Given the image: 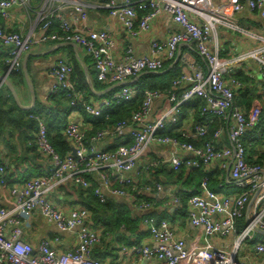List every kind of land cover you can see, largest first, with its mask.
Returning a JSON list of instances; mask_svg holds the SVG:
<instances>
[{
    "label": "built area",
    "instance_id": "1",
    "mask_svg": "<svg viewBox=\"0 0 264 264\" xmlns=\"http://www.w3.org/2000/svg\"><path fill=\"white\" fill-rule=\"evenodd\" d=\"M99 6L119 23L132 37L149 30L160 14H168L180 30L163 40H152L147 54L136 55L127 45L119 58L113 54V38L106 29H91L85 25L87 9ZM23 11L29 26L26 30L11 31L0 26V61L6 77L22 68L23 56L33 47L48 43L73 44L81 48L92 61L95 79L106 86L118 85L106 98L86 100L84 92L73 81L74 65L59 58L50 69L52 84L45 101L63 92L72 109L81 110L90 117H98L114 104L130 101L139 91L130 84L142 72H162L167 63L175 61L181 46L193 48L203 66L183 61L180 74L169 88L146 89L141 105L127 119L96 129L93 124L68 122L62 133L70 145L60 154L50 142L46 114L31 113L37 121L34 143L49 161L46 172L30 176L23 183L14 182L9 192L14 198L11 207L0 206V264H138L145 260L155 264H248L238 255L242 241L250 232L264 231V164L250 161L245 136L256 128L263 106L254 103L243 110L235 101V89L241 82L234 77V69L241 62L252 59L264 69V0H226L216 6L212 0H101L95 4L87 0H0V18L7 22L14 17L13 10ZM247 9L262 21L261 33L250 34L262 47L230 58L221 57L217 26L224 25L240 32L232 22V15ZM12 11V12H11ZM70 11V15L66 13ZM140 14V16H139ZM169 67V66H168ZM198 98L201 101L198 121L193 129L179 126L180 134L166 135L160 131L166 126H178L184 103ZM163 103L154 115L155 102ZM221 125L208 138L210 123ZM226 127V128H225ZM225 130L228 144L219 146L217 139ZM130 138L113 149L99 147L101 143L115 144L116 138ZM257 153L264 152V126L258 134ZM255 138H253L254 140ZM152 146H169L168 160L147 158ZM256 147V148H255ZM75 149V154L72 153ZM256 155L252 156V160ZM218 163L227 170L226 181L241 187L239 192L221 193L207 186L209 175L201 178L203 193L190 194L186 199L188 222L203 228L206 237L228 236L226 243L206 239L201 244H186L170 220L164 216L146 215L144 227L151 242L138 240L119 243L113 256L100 258L92 255L100 246L102 227L89 224L90 211L84 206H61L50 193L60 183L72 181L83 187L95 176L94 193L101 202L107 196L126 200L138 210L153 209L167 193L159 181H150L146 175L152 168L169 164L180 167H204ZM6 160L0 154V184L6 180ZM145 176L142 178V176ZM153 196L145 199L142 195ZM172 202L180 204V196L171 194ZM38 211L60 232L72 234L68 246H63L59 233L44 235L36 244L23 238L21 213ZM242 223L239 224V221ZM253 250L262 257L264 242L258 241ZM135 255L134 259L127 260Z\"/></svg>",
    "mask_w": 264,
    "mask_h": 264
},
{
    "label": "crops",
    "instance_id": "2",
    "mask_svg": "<svg viewBox=\"0 0 264 264\" xmlns=\"http://www.w3.org/2000/svg\"><path fill=\"white\" fill-rule=\"evenodd\" d=\"M87 1L95 4V2H100L101 0H87ZM225 1L226 0H212L214 5L216 6L222 5L223 2ZM245 1L246 0H242V2ZM13 12H14L13 13L14 17L10 18V20L7 22L2 21L0 18V26H4L11 31L28 29L29 23L23 11L20 10V8H18V9H14ZM66 13L70 15V11H66ZM231 18H232V22L240 29H242V31L237 32L224 25L217 26L218 40L221 48L220 55L222 58H230L233 56L235 57L243 52H248L253 49L262 47V43L261 42L258 43L257 41L259 40L252 38V36H250L249 34L251 33V34L259 35L261 33L262 21L255 13H252L247 9H244L239 13L233 14ZM85 25L91 29H96V30L106 29L108 30V32H110L114 41L113 54L116 56V58L120 57L121 53L124 51L127 45H131L133 47L134 53L136 55L140 56L147 54L149 49V44L152 40L154 39L163 40L166 37H168L172 32L176 30H180L179 25L174 23L168 14L160 13L151 23L149 30L143 32L138 37H132L119 23H117L108 16V12L106 9L101 8L97 5L87 9V20ZM1 56L2 54H0V57ZM59 58H64L65 60L71 62H73L72 59L75 58L78 61L80 65V70L84 74L85 83L87 85L86 87L82 88L81 86V88L80 87L78 88L84 92V98L87 101L88 100L97 101L99 100V98L102 99L107 97L106 93L110 91L107 89L110 86H106L103 83L94 79L95 73L91 58L85 55L84 51L81 48L77 46L76 47L72 46V44L62 45L57 43H48L40 47L37 46L33 47L30 50V52L26 53L23 56L21 70L16 73H12L7 77V79L10 80V82L14 86L20 105L31 106L33 103L32 96L27 87L26 82L24 81L23 61L25 60L26 71L35 93V101H39L41 103L54 107L56 106L55 100H59V102L62 104L63 107L62 109L64 111L58 113L57 114L58 117L62 118L63 120H66V124L68 122H78V123H82L83 125H86L90 121L87 119L88 115H86L81 110V108L78 109L70 108L68 106L67 100L61 98L60 96L55 97V99L51 97L47 101H45L44 99L52 84L50 69L52 65ZM184 60H187L188 62H192L196 65L203 66L202 59L198 56L196 51L193 48H190L189 46L186 45L180 47L177 59L171 62L169 65H173L174 63L178 62L181 71V66ZM246 61H249L250 63H247ZM4 70H5V66L0 61L1 75L3 74ZM166 70L163 69V71L159 73H163ZM234 71H235L234 75L239 72H242L244 75H248L250 78L253 79L247 84L241 83V85L235 89V101L238 104V106H240L243 110L246 111L249 109V107H251L252 104L260 103L264 108L263 67L260 64H258L256 61L252 59H247L241 62L240 64H238L235 67ZM19 74L22 75L21 78L19 77ZM77 74L78 73L75 71L73 75V77H75V80L78 79ZM237 79L239 80V78ZM4 87L6 88V85L4 84L0 85V88H4ZM237 97L241 99L239 102H237ZM163 103H165V101ZM163 103H160L159 101L155 102L154 115H157L159 113V111L164 105ZM200 105L197 108L187 107L185 108V110H183L182 107L181 113L183 111L184 116L180 124L181 127L188 128L190 130L193 129L194 125H196L198 121H203V119L199 114ZM220 125H221V121L218 120H215L214 122L210 123L208 138H212L213 131L216 128H218ZM0 137H3V134H1ZM217 140L218 141L216 142V144H218L219 146H225L228 144L225 130ZM249 140H250L249 135H247V141ZM106 146H108L107 143L99 144V147L101 148H105ZM254 146H256L255 139L252 141L250 140V142H247V148L254 149L253 148ZM2 148H4V144L0 143V149ZM171 151L172 149L169 146H152L149 148V151L146 155V159L158 157L165 161L169 159ZM0 154L4 157L7 163L8 160L4 152H0ZM254 155H257V152H255ZM205 169L211 172V177L215 179L214 185L216 184L221 189L223 187L222 177L226 176L227 170L224 171L223 169L219 168L218 163H215L214 165H211ZM143 177L145 176L143 175L142 178ZM146 178L150 181H154V176L152 174V171L146 175ZM209 181H210V175H209ZM9 186L10 184H6V183L0 184V206L11 207L14 204V198L11 196L9 192ZM227 190L231 191L230 186L227 187ZM165 191L167 192L165 196H163L162 199H160L157 203H155V207L153 208V210L157 212V214L158 212L160 213L162 210H165L166 207H170L171 211H173V210H177V208L181 206V204H174L172 202V197H171V194H175L176 192L179 191V187H177V185L168 186L167 188H165ZM203 191L204 190L201 187V189L196 193H203ZM60 205L64 206V204H60ZM185 209H186L185 218L180 217L181 215L179 213H175V215L173 216V220H171V218H167L166 216L164 217L170 220L171 224L175 227L177 233L184 238L186 244L188 245L201 244L205 242L206 239H210L205 236L203 232V228L193 227L189 224L187 218V205ZM21 221L23 228V238L30 241L33 244H36L39 238L44 235H53L56 233H59L62 236L63 246H68L70 244L69 240L73 238L72 234L70 233L60 232L53 223L47 221L44 217L40 215L38 211L35 210L29 212H25V211L22 212ZM216 237L218 239H212L214 240L212 242L214 243L224 242L222 240L220 241L218 236ZM141 241L151 242L148 234L144 235L141 238ZM226 242L227 241H225L224 243ZM117 245H119V243H117ZM116 251L117 249L115 250V253ZM134 257L135 255L134 256L131 255V257L128 258L127 260H132L134 259ZM240 257L246 259L248 264H261L262 257L260 255L258 256V254L253 250V248ZM138 264H155V263L154 262L150 263L145 260L142 261L140 260L138 261Z\"/></svg>",
    "mask_w": 264,
    "mask_h": 264
},
{
    "label": "trees",
    "instance_id": "3",
    "mask_svg": "<svg viewBox=\"0 0 264 264\" xmlns=\"http://www.w3.org/2000/svg\"><path fill=\"white\" fill-rule=\"evenodd\" d=\"M72 61L74 72L76 71L78 73V79L75 80V77H73V81L77 87H86L84 74L80 70L78 61L75 58H73ZM169 64L170 63H167L165 65L164 70L167 69ZM142 73L143 74L139 78L135 79L134 82L130 84L139 91L137 96L130 101L114 104L105 108L98 117L87 116V119L93 124L92 130H90L87 135L92 134L96 129L104 128L106 125H111L118 120L129 118L131 113L141 105L144 90H165L169 88L172 80L180 74V65L176 62L167 72L163 73ZM234 76L239 78L241 83L244 84L253 80L242 72ZM19 77L21 78L22 75L19 74ZM111 93L112 90L108 91L106 95L109 96ZM59 96L65 100L67 99L63 92L58 93L53 96V98L55 99V97ZM240 100L241 99L237 97V102ZM200 103V99L194 98L184 103L182 107L183 110L187 107L197 108ZM55 104L56 106L51 107L47 104L35 101V105L30 110H25L17 105L7 87L0 88V136L3 134V137H0V143L4 144V148L0 149V152H4L8 160L5 166L6 184L12 185L14 182L23 183L29 179L30 176L41 174L49 168L48 159L43 156L35 146L34 137L37 132V121L31 119L29 114H46V126L50 142L62 155L69 151L70 145L62 133L66 125V120H63L57 115L64 110L59 100H55ZM183 116L182 111L179 125H168L165 129L160 131V133L179 136L180 134L176 131V128L181 126L180 124ZM263 126L264 108L262 110L259 125L247 133L251 141L253 140L252 138H255V140L258 138V134L261 132ZM250 140H244L246 148L247 142H250ZM129 142V137L123 140L118 137L115 140V144H110L105 148L113 149L117 144H127ZM247 150L250 154V161L264 164V152L257 153L256 159L252 160L255 151L249 148H247ZM151 171L154 180L161 182L165 188L173 185L179 187L177 193L180 196L181 206H179L177 210L171 211L170 207H166L165 210H162L160 213L158 212V214L153 209L141 211L133 208L126 200L114 196H107L106 200L101 202L94 193V186L97 185V180L95 176L91 174L87 175L91 182L88 186L83 187L72 181H66L60 183L58 187L50 193V197L54 198L59 204H64V206L79 205L86 207L90 211L89 224L92 227H102L101 240L103 245L100 244L101 246H95L92 255L100 258L110 257L115 253L117 243L123 242L129 244L136 242L147 234L144 227V217L146 215L161 217L172 214L171 220H173L175 213H179L181 215L180 217L185 218L186 199L190 194L196 193L201 189L200 183L204 174L209 173L210 175L208 187L217 192H219L218 190L220 189L216 184L214 185L215 179L211 177V172L207 171L204 167H180L179 169H173L171 165L166 164L152 168ZM230 183L231 182L225 180L224 176L222 177L223 186L228 187ZM142 196L145 199H154L153 196L145 194ZM241 223L242 220L239 221V224ZM255 233L258 236L262 235L260 232Z\"/></svg>",
    "mask_w": 264,
    "mask_h": 264
},
{
    "label": "rangeland",
    "instance_id": "4",
    "mask_svg": "<svg viewBox=\"0 0 264 264\" xmlns=\"http://www.w3.org/2000/svg\"><path fill=\"white\" fill-rule=\"evenodd\" d=\"M258 43H260V41H257ZM3 47L0 45V51L3 52ZM261 56L264 58V53L261 54ZM247 63H250L249 61H246ZM258 63V62H257ZM259 64V63H258ZM94 79H95V74H94ZM99 85V84H97ZM97 97V96H96ZM96 99V98H95ZM100 99V98H99ZM245 140H247V136L245 137ZM256 142V145H260L261 143V139L260 138H257L255 140ZM162 166V165H161ZM160 167V166H159ZM230 188H231V191L227 190V187L223 186L221 189H219V191H222L224 193H227V192H239L242 190L241 187H238V186H235L233 184H230ZM221 192V193H222ZM172 214H167L166 217L167 218H171ZM256 232H262V231H256ZM262 235L258 236L256 235L255 232H250V237H247L244 241H242L241 243V246L238 250V255L239 256H243L247 251H250L253 246L255 245L256 242L258 241H262L264 242V233H261ZM209 238V237H207ZM212 239H218L216 236H210V240L211 241H214ZM220 241H227L228 240V236H223V237H219ZM145 240V239H144ZM208 240V239H207ZM101 244H102V241H101ZM103 245V244H102ZM101 246V245H100ZM247 248V249H246ZM259 256V255H258Z\"/></svg>",
    "mask_w": 264,
    "mask_h": 264
},
{
    "label": "water",
    "instance_id": "5",
    "mask_svg": "<svg viewBox=\"0 0 264 264\" xmlns=\"http://www.w3.org/2000/svg\"><path fill=\"white\" fill-rule=\"evenodd\" d=\"M60 44L65 45V43H60ZM72 46H75V45L72 44ZM25 64H26V61L24 60L23 61L24 81L26 82L27 87H28V89H29V91L31 93V96H32L33 103H32L31 106H21L20 105V103L18 101L17 94H16V90H15L14 86L12 85V83L10 82V80L7 79V77H6V75L4 73L2 75L0 74V85H2V84L6 85V87L8 88L9 92L13 96V98H14L15 102L17 103V105H19L21 108H23L25 110H29L34 105L35 93H34V89H33L32 85L30 83V79L28 77ZM171 67H172V65H169L168 69L166 71H164V72H167ZM142 74L143 73H139L138 75H136L135 79L139 78ZM125 84H129V82L124 81V82L118 83L116 85H111L110 87H108L107 90H112L115 86L125 85ZM72 153L75 154V149H72ZM261 233H264V231H262Z\"/></svg>",
    "mask_w": 264,
    "mask_h": 264
}]
</instances>
